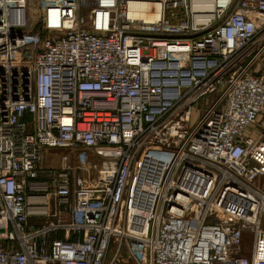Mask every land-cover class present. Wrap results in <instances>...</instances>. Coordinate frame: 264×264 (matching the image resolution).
<instances>
[{"label":"built area","instance_id":"obj_1","mask_svg":"<svg viewBox=\"0 0 264 264\" xmlns=\"http://www.w3.org/2000/svg\"><path fill=\"white\" fill-rule=\"evenodd\" d=\"M262 179L264 0H0V264H264Z\"/></svg>","mask_w":264,"mask_h":264},{"label":"rangeland","instance_id":"obj_2","mask_svg":"<svg viewBox=\"0 0 264 264\" xmlns=\"http://www.w3.org/2000/svg\"><path fill=\"white\" fill-rule=\"evenodd\" d=\"M216 94H211L204 98V100L198 102L196 105L197 108L204 107L211 103ZM62 152L68 155V161L70 165H78V168H82V170L77 171L79 174H83L85 178L91 179V181L95 180L96 170L98 168V164L100 158L96 156L93 152L86 149H78L77 151L68 152V151H43V161L42 165L44 167H51L54 169H58L60 166V159L62 156ZM87 167L89 169H87ZM83 168L86 169L83 170ZM259 187L264 188V179L259 182Z\"/></svg>","mask_w":264,"mask_h":264},{"label":"bare ground","instance_id":"obj_3","mask_svg":"<svg viewBox=\"0 0 264 264\" xmlns=\"http://www.w3.org/2000/svg\"><path fill=\"white\" fill-rule=\"evenodd\" d=\"M139 14H141V16H143L144 12H143V11H141V13H139Z\"/></svg>","mask_w":264,"mask_h":264}]
</instances>
